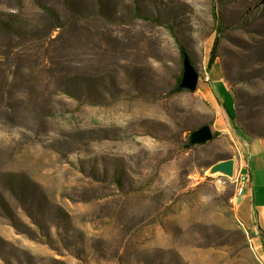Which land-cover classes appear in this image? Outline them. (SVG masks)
<instances>
[{
    "label": "rangeland",
    "instance_id": "rangeland-1",
    "mask_svg": "<svg viewBox=\"0 0 264 264\" xmlns=\"http://www.w3.org/2000/svg\"><path fill=\"white\" fill-rule=\"evenodd\" d=\"M263 146L264 0H0V264H264L211 170Z\"/></svg>",
    "mask_w": 264,
    "mask_h": 264
},
{
    "label": "crops",
    "instance_id": "crops-1",
    "mask_svg": "<svg viewBox=\"0 0 264 264\" xmlns=\"http://www.w3.org/2000/svg\"><path fill=\"white\" fill-rule=\"evenodd\" d=\"M209 94L210 92L207 91L206 96H209ZM213 98H219L218 100L221 105L222 101L220 100V96L218 95L217 89H215V96ZM223 121V124L220 126L216 124V126H218V131L222 132L227 136H230L232 140L237 139V142L241 146L240 141L242 140V137H240L239 134L235 132V130L231 126V121ZM243 146L248 149L250 147V144L243 140ZM239 150L240 153L238 159L235 161V167L238 171L243 169L246 170V172L249 173L250 182L246 184L245 189L241 195L236 193L237 201L235 207V214L237 219L242 223V225L245 226L253 235L252 239L257 247L259 254L264 260V244L261 239V236L259 235L258 230L259 226H263L262 219L264 214V182L262 180L257 184L254 181V173L252 171L251 165V161L256 160V168L258 170L264 169V150L256 154V159L255 156H246L243 153L241 147Z\"/></svg>",
    "mask_w": 264,
    "mask_h": 264
},
{
    "label": "water",
    "instance_id": "water-1",
    "mask_svg": "<svg viewBox=\"0 0 264 264\" xmlns=\"http://www.w3.org/2000/svg\"><path fill=\"white\" fill-rule=\"evenodd\" d=\"M199 76V71L193 65L188 53H183V74L180 83L177 85L174 91H196L199 82ZM193 133L196 139H206L213 137V134L207 125L194 131ZM211 170L212 172H221L227 176L233 177L235 172V160L233 158L224 159L214 164Z\"/></svg>",
    "mask_w": 264,
    "mask_h": 264
},
{
    "label": "trees",
    "instance_id": "trees-1",
    "mask_svg": "<svg viewBox=\"0 0 264 264\" xmlns=\"http://www.w3.org/2000/svg\"><path fill=\"white\" fill-rule=\"evenodd\" d=\"M217 46H218V44H217V37H216L215 40H214V42H213L212 48H211L210 57H209V59H208V61H207V68H208V69H211V67H212L213 64L215 63ZM181 51H182L183 53L186 52L185 49H184L183 47L181 48ZM180 81H181V78L179 79V83H180ZM230 119H231L232 121H235V117H233V116H231V115H230ZM235 129L241 131V132H242L243 134H245V135L248 134V133L246 132V130H244L243 128L241 129V128H239V127H237V128L235 127Z\"/></svg>",
    "mask_w": 264,
    "mask_h": 264
},
{
    "label": "built area",
    "instance_id": "built-area-1",
    "mask_svg": "<svg viewBox=\"0 0 264 264\" xmlns=\"http://www.w3.org/2000/svg\"><path fill=\"white\" fill-rule=\"evenodd\" d=\"M236 181L238 183L236 193L241 195L245 189L246 184L250 182L249 173L246 170H240L237 174Z\"/></svg>",
    "mask_w": 264,
    "mask_h": 264
}]
</instances>
